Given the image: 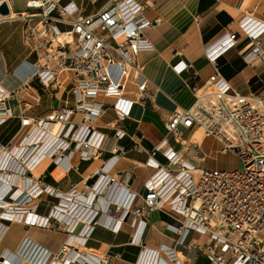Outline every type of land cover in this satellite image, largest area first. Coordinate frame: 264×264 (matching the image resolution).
<instances>
[{"label": "built area", "instance_id": "obj_1", "mask_svg": "<svg viewBox=\"0 0 264 264\" xmlns=\"http://www.w3.org/2000/svg\"><path fill=\"white\" fill-rule=\"evenodd\" d=\"M4 3H7L11 13H0V23L22 19L25 44L30 54L37 56L34 63L25 62L33 70L32 78L54 88L55 98L62 100L64 92H69L73 101L67 96L63 105L50 109L41 117H34L25 111L17 113L11 104L12 99L17 98L18 104L24 105L27 110L40 102V96L31 90L29 82L15 92L0 90V130L14 117L20 118L24 129L16 142L14 139L17 135L6 144L0 135V158L6 152L15 155L19 146L24 145L32 127L39 124L47 131H58V138H62V149L72 154L68 172L78 170L79 167L72 163L76 155L81 160H91L102 147L105 135L96 129L93 122L108 104L116 110L121 120L130 117L136 103L147 106L151 82L144 75L137 58L141 52L153 50L145 31L159 24L160 20H150L145 15V5L138 0H103L101 7L93 13H87V7L78 0H27V11L23 12L13 11L12 0H0V6ZM238 34L249 41L245 61L249 64L258 60L264 67V19L245 12L239 20ZM238 34L225 32L208 43L205 55L209 61L216 63L236 47ZM179 66V69L192 67L184 62ZM131 86L134 87L133 99L127 96ZM192 89L195 102L189 108L173 112L165 125L168 136L151 150L136 143L138 149L150 154L147 165L152 172L144 180L145 193L139 194L120 184L113 175L105 172L107 164L95 184L82 190L90 195L92 190L98 192L102 188L112 191L107 209L99 208V197L96 196L82 202V207L87 208L82 212L80 235H76L82 238L83 245L87 244L97 226L118 231L123 223L129 222L135 229L132 241L144 247L138 259L140 264H160L162 252L169 255L173 264H197L192 258H178L176 244L189 251H202L210 264H264V96L242 93L218 69L204 84H195ZM21 94L28 101L20 99ZM88 121L91 123L88 124ZM80 123L86 130L79 126ZM181 125L202 129L204 136L221 143L223 151L233 153L241 166L235 169L199 167L194 160L203 157L204 153L198 142L193 145L194 160L186 159L170 142L171 137L179 142L178 138L183 134ZM75 133L78 136L73 139ZM126 134L123 130L116 132L119 138ZM39 149V145L33 148L23 163L29 164ZM64 152L60 157L51 155L49 163L40 173L34 174L33 169L25 170L22 175H29L31 182L27 186L28 191L22 190L19 196L16 195L19 191L16 181L9 184L8 189L6 185H0V196L6 190L0 199L6 205L23 200L29 204L32 195L36 199H41L45 194L54 195L55 191L44 182V178L67 156ZM113 152L111 160L121 157L117 148ZM158 153L164 156L165 162L155 158ZM45 160L40 162L44 163ZM16 171L13 177L17 178L19 171ZM195 175H199L197 182ZM4 177L0 169V181ZM11 180L15 179L9 182ZM70 190L71 194L80 192L76 186ZM55 197L60 199L57 195ZM12 210L17 214L20 209ZM55 210L51 209L47 218L48 228L55 229L62 222L54 214ZM154 211H162L175 221L165 225L168 231L177 235L175 245L163 246L159 250L144 245V236ZM2 217L4 214L0 215V244L11 223L29 227L28 221ZM108 220H113L114 226L104 223ZM66 225V232L74 236L71 225L68 222ZM24 242H28L27 237L17 250ZM73 242V239L66 241L59 254L46 246L30 243L34 255L26 254L19 264H109L108 251L97 250L98 253L82 257L76 248L64 262L56 260L55 257L61 258L69 251ZM8 251L5 249L1 253L0 264H17L16 259L8 262Z\"/></svg>", "mask_w": 264, "mask_h": 264}, {"label": "crops", "instance_id": "obj_2", "mask_svg": "<svg viewBox=\"0 0 264 264\" xmlns=\"http://www.w3.org/2000/svg\"><path fill=\"white\" fill-rule=\"evenodd\" d=\"M26 1L25 9L22 11H16L13 3V11H27ZM78 1L87 7V13L97 11L103 3L100 0L98 7L90 9V3L96 4L100 1ZM138 1L145 5V15L150 20H160L159 24L150 26L145 31L146 38L154 47L153 50L143 51L137 58V62L143 67L144 75L151 82L152 89L146 98L147 106L136 103L130 117L124 120L118 118L112 106H106L100 117L95 120L96 129L105 135L97 156L91 160H81L79 155H76L72 163L79 167L78 170L68 172L59 181L52 175L55 169L53 168L44 178V182L54 186L56 190L66 192L70 191L73 186L79 190L93 186L101 170L107 164L105 172L113 175L120 184L139 194L145 193L144 180L152 172L151 167L147 165L150 154L138 149L136 143L151 150L168 136L165 125L173 112L176 109L189 108L196 100L193 85L204 84L216 69L242 93H259L264 96L263 64L258 60L249 64L245 61V49L249 41L238 34L239 20L245 12L253 13L256 17L264 19V0ZM225 32L238 34V45L221 56L216 63H212L205 55V46ZM36 60L37 56L30 54L25 44L22 19L0 23V90L15 92L17 89L24 88V84L29 82L40 96V102L27 110L24 105L18 104L17 98L12 99L11 104L17 113L25 111L27 115L41 117L50 109L59 106L60 104H56L59 101L63 105L67 96L71 101L73 98H71V93L64 92L62 100H59L55 98L54 88L42 85L36 78H32L33 70L25 62L34 63ZM182 62L191 64L192 67L179 69V64ZM133 90L134 87L131 86L128 90V98H134ZM19 98L27 100L22 94ZM4 129L13 130V136L24 133L18 117L10 119L0 130L1 136ZM119 130L126 131V136L117 137L116 132ZM197 131V127L191 131L184 130L178 138L179 142L174 137H171L170 142L176 150L191 161L194 160L192 156L195 154L193 145L198 142L204 156L195 159V163L202 168L221 169L219 167L221 162L215 164L211 162V160L216 161L218 157L212 153L209 154V145H218V156L230 151H223L221 143L215 138L203 136L205 139L203 143L194 139ZM12 137L6 141L1 140L6 144ZM114 148H117L118 153L121 154L117 160H111ZM155 158L162 162L166 161L161 153H158ZM57 203L58 199L54 195L45 194L33 204L34 206H31V209L47 215L51 209L55 210ZM168 222L174 223L175 221L162 211L152 213L144 236L146 247L159 250L163 246L176 244L177 235L166 229L165 225ZM14 227L25 230L18 241L8 239ZM62 228L63 223L60 222L58 230ZM28 231V227L21 223H11L9 231L0 244V255L5 249L15 251L27 236ZM134 231L135 229L129 222L123 223L118 231L105 226H97L86 246L91 250L108 251L109 264H140L138 259L144 247L132 241ZM58 238L60 245L63 244L65 241L63 237L58 236ZM176 246L178 258H192L197 264H210L202 251L198 249L189 251L180 245L176 244ZM53 248L52 250L57 252L58 247ZM159 261L160 264H173L169 255L164 252L160 254Z\"/></svg>", "mask_w": 264, "mask_h": 264}, {"label": "bare ground", "instance_id": "obj_3", "mask_svg": "<svg viewBox=\"0 0 264 264\" xmlns=\"http://www.w3.org/2000/svg\"><path fill=\"white\" fill-rule=\"evenodd\" d=\"M15 14L13 13V16ZM33 90L34 93H36L35 89ZM62 91L58 94V97L61 96ZM32 102H35L34 100L31 99ZM59 106H56L55 108H58ZM80 122V121H77ZM91 123L88 121V124ZM96 124V122H93ZM79 126H82V123L79 124ZM83 130H86L82 126ZM27 129H25L26 131ZM58 131L55 129L53 131H47L45 128L39 124H35L32 127V131L28 133L24 145L19 146L18 152L13 155L11 152H6V154H3L0 158V169H2L3 173L5 174V177L2 181H0V185H6V188H9V184H13L12 182H17L19 186V191L17 192L16 195H20L24 190L28 191L27 186L30 185L31 178L29 175H22L25 170L27 169H33L32 171L34 174L40 173L46 166L47 163L50 161V156L51 155H58V157L62 156V152L64 150L62 149V146L60 145L62 143V138H58ZM86 133V131H85ZM84 133V134H85ZM78 134L75 133L73 135L74 137H77ZM203 132L202 129L198 130L195 133L194 139L198 140L199 142H204L203 138ZM80 137L82 138V130L80 132ZM19 145V144H18ZM37 145L40 146V149L36 153V156L31 158V162L28 163H23L28 156L31 154L32 149L35 148ZM74 146V145H73ZM209 146H212L210 144ZM24 148V150H23ZM6 147L4 148V150ZM65 149H67L65 147ZM3 150V151H4ZM67 156L63 159L62 162L59 163L58 166L55 167L54 171L52 172V175L56 180H61L63 177H65L68 173L69 170V164L70 161L69 159L72 157V154L64 152ZM46 159V160H45ZM45 162H40V161ZM31 167V168H30ZM16 169L19 171V173L16 174V177H13V174L16 171ZM152 169V168H151ZM28 176V177H27ZM36 177V176H35ZM15 179L11 180L10 179ZM118 180V179H117ZM35 182V181H33ZM54 192V196L57 195L60 197L57 203V207L55 208L56 210L54 211V214L59 217L60 221L63 223V228L61 230L58 229H52L48 228L46 225L47 218L49 214L43 215L37 212L35 209H30V207L35 204L38 198L36 199L34 195L31 196V202L29 204H26V200H23L21 203H14V202H9L8 205L0 199V213L4 214L5 219H10L11 220H17V221H28V234H27V241L22 244V246L19 248V250H9L8 251V262H11L12 259L17 260V264H19L22 259L25 257V255H34V250L32 246H29L31 243L32 245H41L43 247H49L50 244L48 241L49 239H44L42 237H45L46 235L50 238H52V242L54 245L58 246L56 254H59L62 246L66 241L69 239H73V246L69 247V251L63 255H61V258H56V260H60L63 262L68 259L70 254L73 252L74 248L79 250L78 255L82 257H86L87 254H95L98 253L96 250H91L89 249L86 245L82 244V238H79L77 235H80V231L82 230V212L83 209H86L87 207H82V202H85L84 200H91L93 199L94 196L97 198L99 197V208L101 209H107L109 198H112V191L109 190L108 188L101 189L98 192L95 190H92V193L85 194L80 190V192H76L75 194H71L70 191H62V190H54L55 187L51 186L50 188ZM23 190V191H22ZM94 191V192H93ZM21 192V193H20ZM6 193V190H4L0 196L4 195ZM20 193V194H19ZM90 195V199H88ZM30 199V198H28ZM7 202V201H6ZM34 206V205H33ZM17 207L20 209L19 212L13 211L12 209H17ZM50 213V212H49ZM64 220L66 221L64 223ZM67 222L71 225L72 230H74V236H71L70 233L66 232V228L68 227L66 224ZM108 226H114L113 220H108L104 222ZM0 224H2V221H0ZM61 232V233H60ZM77 234V235H76ZM44 235V236H43ZM46 236V237H47ZM58 236H62L64 243L60 245L59 238ZM55 240H54V239ZM81 241L80 243L75 242V241ZM57 240V241H56ZM48 244V245H47ZM51 249H54L53 247H50ZM57 248V247H56ZM76 252V251H74ZM74 254V253H73ZM143 258L141 259V261ZM82 261H84V258H82Z\"/></svg>", "mask_w": 264, "mask_h": 264}, {"label": "rangeland", "instance_id": "obj_4", "mask_svg": "<svg viewBox=\"0 0 264 264\" xmlns=\"http://www.w3.org/2000/svg\"><path fill=\"white\" fill-rule=\"evenodd\" d=\"M103 1V0H102ZM13 3H14V9L16 10V11H22V10H24L25 9V7H24V3H25V0H13ZM101 3V1L99 2V3H93V4H89V8L90 9H93V8H96V7H98L99 6V4ZM60 102V101H59ZM56 103V104H60V105H62L61 104V102L60 103ZM31 104H32V102H31ZM181 128H182V130L184 131V130H189V131H191L192 129H194L195 128V126L194 127H192V128H187V127H185V126H183V125H181ZM13 134H14V131L13 130H10V129H4L3 131H2V136H1V139L3 140V141H6V140H9L12 136H13ZM19 136L20 135H18V136H16V139H14V142H16V141H18V139H19ZM217 148H218V145H215V144H212V146H209V149H208V152H209V154L210 153H212V154H214V156H216V157H218V159L216 160V161H212L211 160V162L213 163V164H215V163H219V162H221V165L219 166L221 169H235V168H239L240 166H241V163H240V161L237 159V157L236 156H234L233 155V153H231V152H229V153H227V154H225V155H217ZM199 180V175H195V181L197 182ZM57 199H59V198H57ZM40 200V199H39ZM55 229H58V227H56ZM54 229V230H55ZM25 230H23V229H19L18 227H14L12 230H11V232H10V234H9V237H8V239H10V240H12V241H18L19 239H20V237H21V235L23 234V232H24ZM44 236V235H43ZM47 236V235H46ZM42 237V238H46V239H49L50 241H48L49 242V244H50V247H58L57 245H55L54 246V244L53 243H51L52 242V238H50V237ZM54 239V238H53ZM55 240V239H54ZM57 241V240H56ZM48 245V244H47ZM50 249V248H49ZM50 250H52V249H50ZM53 252H55L56 253V251H54V250H52Z\"/></svg>", "mask_w": 264, "mask_h": 264}, {"label": "water", "instance_id": "obj_5", "mask_svg": "<svg viewBox=\"0 0 264 264\" xmlns=\"http://www.w3.org/2000/svg\"><path fill=\"white\" fill-rule=\"evenodd\" d=\"M0 13L2 15H9L11 13L10 8L8 7L7 3H4L3 5L0 6ZM108 107L110 105H107Z\"/></svg>", "mask_w": 264, "mask_h": 264}]
</instances>
